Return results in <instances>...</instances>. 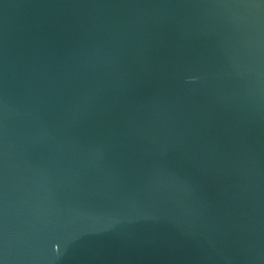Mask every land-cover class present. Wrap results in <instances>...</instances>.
<instances>
[{
  "label": "water",
  "instance_id": "water-1",
  "mask_svg": "<svg viewBox=\"0 0 264 264\" xmlns=\"http://www.w3.org/2000/svg\"><path fill=\"white\" fill-rule=\"evenodd\" d=\"M0 264H264V0H0Z\"/></svg>",
  "mask_w": 264,
  "mask_h": 264
}]
</instances>
